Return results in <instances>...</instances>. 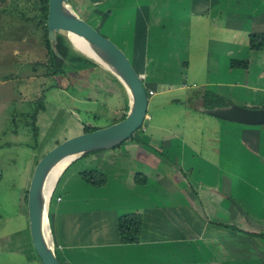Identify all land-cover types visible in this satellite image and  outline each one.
<instances>
[{
	"label": "crops",
	"instance_id": "1",
	"mask_svg": "<svg viewBox=\"0 0 264 264\" xmlns=\"http://www.w3.org/2000/svg\"><path fill=\"white\" fill-rule=\"evenodd\" d=\"M112 8L115 20L107 26L116 27L113 38L141 75L148 105L152 100L159 110L147 112L145 120L159 117L158 124L149 136H139L136 152L145 160L132 158L134 139H129L127 145L78 155L63 169L47 207L56 257L62 264H264V236L248 220L264 224V125L206 112L225 103L199 106L205 116L196 122L190 118L185 126L176 114L171 122L164 110L167 103L191 110L187 89L208 85L223 98L232 87L251 91L233 92L238 105L264 99V50H251L248 40L237 39L238 33H264V0H116ZM240 59L248 62L246 68L232 66ZM121 95L129 108L128 92ZM45 113L37 117L41 130ZM50 128L51 118L44 132ZM159 135L154 150L147 142ZM124 155L134 163L128 171L121 169L122 162L116 166ZM99 160H111L108 171ZM86 169L105 174L106 185L84 182L79 174ZM136 174L145 177L144 183L136 182ZM129 213L142 217L136 244L119 239L118 219ZM245 241L258 252L243 255ZM33 254L28 261L41 264Z\"/></svg>",
	"mask_w": 264,
	"mask_h": 264
},
{
	"label": "rangeland",
	"instance_id": "2",
	"mask_svg": "<svg viewBox=\"0 0 264 264\" xmlns=\"http://www.w3.org/2000/svg\"><path fill=\"white\" fill-rule=\"evenodd\" d=\"M38 1L0 0V79L8 80L4 84L0 82V264L39 263L28 261L30 256H34L35 251L33 252L32 243L29 240L25 201L36 162L57 143L83 133L85 127L95 129L107 127L123 119V113L128 110L122 101L121 94L126 93L123 84L109 70L79 52L73 46L68 33L62 32L66 46L72 53L80 54L92 63L85 66L84 71L80 74L71 75L67 70L65 78L62 79L48 74L46 65H48L49 56L44 38L46 24L41 16ZM115 2L116 0H71L68 4L80 18L121 48L113 38L114 33L112 32L114 29L116 30V27L110 26V28L112 27L110 29L107 26L113 24L115 20V18L112 20L115 14L112 5ZM122 17L124 15L119 16V19L123 20ZM237 39L239 42H246L248 35L245 37L244 34L238 33ZM240 60L243 61V59ZM103 70L110 73L116 81ZM248 79V82H251V75ZM235 90L236 88L232 87L230 96L223 98L218 96L219 90L213 86L188 88L186 93L189 97L187 101L189 105L186 104V106H192L191 110L187 109L183 112L179 105L173 103H167L164 110L166 115L171 118V122L174 121V118L170 115L176 114L175 119L181 120L182 125L185 126L186 121L190 118H194L196 122L200 119V115L205 116L204 112L199 111V106L207 108L218 103H225L227 106L236 104L233 92L237 90L245 95L251 94V91L247 92L243 88ZM179 98L183 99V97ZM260 99L254 98L256 105L243 107L262 108L264 99ZM40 104L42 109L38 110ZM36 110L35 126L38 129V135L35 139L31 133L32 127L25 125L24 120L29 118L27 119L29 121ZM44 110L46 113L40 122L41 130L37 125V117ZM147 112L151 114L159 112L153 107L152 100H150ZM50 118L51 128L44 132L45 125ZM158 119L159 117L155 118L154 116L152 122L144 120L143 126L129 138L134 139V142L129 146L132 158L135 156L146 159L145 154L136 152L139 136L141 134L148 135L152 126L158 124ZM167 127L168 125L165 126V128ZM172 127L175 129V126L172 125ZM43 132L46 137L41 141V145L45 143L42 147L39 138L40 133ZM129 139L120 143L119 146L127 145ZM150 139L147 142L148 146L151 145L155 150L158 148L160 135L152 136ZM46 142H48L47 145ZM36 143L37 146H34ZM32 145L36 149L35 156V150L30 149ZM40 150L42 153H38ZM98 151L101 152V150ZM121 158L116 161L117 165H115L118 166L122 162L121 169L128 171L130 163L131 166L134 165L133 161L126 159L128 155ZM34 160H36L35 163ZM147 161L156 164L150 157ZM110 162L111 160H99V166L108 171ZM114 169L116 168L112 166L110 170ZM259 223L263 224V222ZM249 227L252 230L264 232L262 228L254 227L252 224ZM246 242L242 244L244 250L241 253L243 255L248 253L249 256H252L251 252H258L257 246L251 241H248L247 244ZM257 257L261 256L257 254Z\"/></svg>",
	"mask_w": 264,
	"mask_h": 264
},
{
	"label": "water",
	"instance_id": "3",
	"mask_svg": "<svg viewBox=\"0 0 264 264\" xmlns=\"http://www.w3.org/2000/svg\"><path fill=\"white\" fill-rule=\"evenodd\" d=\"M47 7L46 27L51 43L55 40V32L75 33L84 37L104 54L105 59L116 71L113 73L109 70V72L123 84L129 96V108L123 119L107 127L83 132L57 143L36 162L33 169L26 193L30 240L41 264H62L53 251L51 236L49 242L42 226L44 214L47 220L48 207V201L44 207L42 191L49 169L64 158L74 159L83 153L114 147L128 140L137 129L142 127L147 113L148 94L141 75L135 71L126 54L113 41L80 18L69 6L68 0H48ZM206 112L237 123L264 125V107L247 108L229 104ZM249 222L254 227L264 230V224L253 219H249ZM46 226L49 229L48 221Z\"/></svg>",
	"mask_w": 264,
	"mask_h": 264
},
{
	"label": "trees",
	"instance_id": "4",
	"mask_svg": "<svg viewBox=\"0 0 264 264\" xmlns=\"http://www.w3.org/2000/svg\"><path fill=\"white\" fill-rule=\"evenodd\" d=\"M71 2V0H68ZM41 16L44 18L45 24L47 19L48 12V0H39ZM73 5V4H72ZM74 7V5L72 6ZM45 44L49 56L48 60V74L57 76L59 79L65 78L66 71L69 70L71 75L80 74L84 71V67L88 66L92 61L88 60L86 57L81 56L77 53H72L68 46L65 44V38L63 33L55 32V40L51 43V39L48 37L47 27L45 26ZM248 46L251 50L261 51L264 50V33H250L248 34ZM94 64V63H93ZM233 67L246 68L248 66L247 61H233ZM99 68V67H98ZM104 71V70H103ZM108 76L113 80L116 79L108 72L104 71ZM147 92V91H146ZM148 94V92H147ZM214 107V106H213ZM212 107V108H213ZM211 108V107H210ZM42 106L38 110H41ZM128 109V107H127ZM127 112V111H126ZM126 112L123 113L125 117ZM37 110L31 115L30 120H24L25 125L32 127V135L36 139L38 135V129L35 126ZM31 124V125H30ZM93 127H85L84 132L93 131ZM14 132H17L14 130ZM37 146V143L34 145ZM32 149H35L33 145ZM94 152V151H93ZM80 178L87 184L93 187H103L107 183V176L100 171L95 169H86L80 172ZM136 182L144 183L145 177H142L140 174H136ZM141 179V180H140ZM26 201V195H25ZM142 226V217L139 213H129L119 217L118 219V231L119 239L122 244H136L140 240V231ZM261 236H264V232L260 233Z\"/></svg>",
	"mask_w": 264,
	"mask_h": 264
},
{
	"label": "bare ground",
	"instance_id": "5",
	"mask_svg": "<svg viewBox=\"0 0 264 264\" xmlns=\"http://www.w3.org/2000/svg\"><path fill=\"white\" fill-rule=\"evenodd\" d=\"M70 36L71 42L73 46L82 54L86 55L87 57L93 59L98 64L103 66L104 68L112 71L115 73V69L108 63V61L105 59L104 54L96 47H94L92 44H90L84 37L75 34V33H68ZM70 42V40H69ZM72 161L71 157L64 158L57 163H55L48 171L44 185H43V191H42V199L44 203V207L46 205V202L48 201L50 194L54 188V185L56 183L57 177H59L62 170ZM43 231L46 236V239L50 242V233L49 229L46 226L47 220L46 215L43 216Z\"/></svg>",
	"mask_w": 264,
	"mask_h": 264
},
{
	"label": "built area",
	"instance_id": "6",
	"mask_svg": "<svg viewBox=\"0 0 264 264\" xmlns=\"http://www.w3.org/2000/svg\"><path fill=\"white\" fill-rule=\"evenodd\" d=\"M151 93V92H150ZM147 118V115L145 116V119ZM59 200V199H58Z\"/></svg>",
	"mask_w": 264,
	"mask_h": 264
}]
</instances>
